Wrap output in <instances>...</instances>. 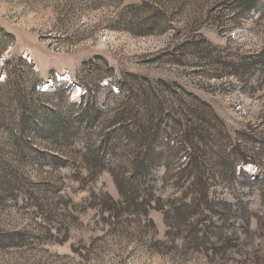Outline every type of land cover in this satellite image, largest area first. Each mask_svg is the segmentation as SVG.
Listing matches in <instances>:
<instances>
[{
    "label": "rangeland",
    "instance_id": "obj_1",
    "mask_svg": "<svg viewBox=\"0 0 264 264\" xmlns=\"http://www.w3.org/2000/svg\"><path fill=\"white\" fill-rule=\"evenodd\" d=\"M0 264H264V0H0Z\"/></svg>",
    "mask_w": 264,
    "mask_h": 264
},
{
    "label": "trees",
    "instance_id": "obj_2",
    "mask_svg": "<svg viewBox=\"0 0 264 264\" xmlns=\"http://www.w3.org/2000/svg\"><path fill=\"white\" fill-rule=\"evenodd\" d=\"M198 129H200L201 131L199 132V135H197V131H199ZM189 133V134H188ZM188 137L192 138L194 136H199L201 138V140L203 141V147H208V145L211 144V139L210 137L207 135L206 129L205 128H190L189 131L187 132ZM192 141V139L190 140ZM212 145V144H211ZM193 146V145H192ZM213 147V146H212ZM194 148V146H193ZM247 162V161H246ZM222 163V159L219 155H217V157H210V159L208 160H202L199 156H190L188 158V161L182 163L181 165V170L178 173V180L181 181L182 179L188 178H194V182L193 185L196 187L198 186V188H203L205 184L204 177H203V172L202 168L204 169V167H206V164H208L209 166H218ZM204 166V167H203ZM184 167V168H183ZM123 185H122V193L127 195V197L129 196L130 199L133 200L134 204H136V206H143L144 203H138L137 201V197H133L131 198L130 196L132 195L133 191H135L134 189V184L135 183H131L129 181L125 182L123 181ZM202 196H205V192L202 191ZM206 205L210 206L209 201L206 200Z\"/></svg>",
    "mask_w": 264,
    "mask_h": 264
},
{
    "label": "built area",
    "instance_id": "obj_3",
    "mask_svg": "<svg viewBox=\"0 0 264 264\" xmlns=\"http://www.w3.org/2000/svg\"><path fill=\"white\" fill-rule=\"evenodd\" d=\"M27 62L30 64L29 59L27 60ZM47 82H49V83H47ZM47 82H45L44 84H41V85H37L36 90H37L38 93H40V94H48V93H50L51 88L56 89L58 84L64 85V82L68 84L70 81H67V79H66V77H64V75H60L59 73L55 72V74L52 75V77H50L47 80ZM46 86H48V88H49L48 91H44V88ZM116 93H118V91Z\"/></svg>",
    "mask_w": 264,
    "mask_h": 264
},
{
    "label": "bare ground",
    "instance_id": "obj_4",
    "mask_svg": "<svg viewBox=\"0 0 264 264\" xmlns=\"http://www.w3.org/2000/svg\"><path fill=\"white\" fill-rule=\"evenodd\" d=\"M47 83H49V82H47ZM48 90H49V88H48V86H46V87L44 88V91H48ZM80 91H81V89L75 88V89L73 90V96L76 97Z\"/></svg>",
    "mask_w": 264,
    "mask_h": 264
}]
</instances>
